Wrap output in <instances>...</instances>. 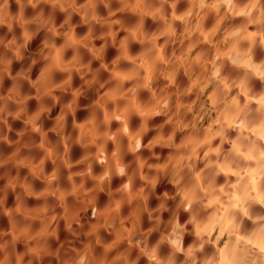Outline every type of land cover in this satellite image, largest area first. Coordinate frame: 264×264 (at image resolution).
I'll return each mask as SVG.
<instances>
[{
  "label": "clouds",
  "instance_id": "obj_1",
  "mask_svg": "<svg viewBox=\"0 0 264 264\" xmlns=\"http://www.w3.org/2000/svg\"><path fill=\"white\" fill-rule=\"evenodd\" d=\"M0 264H264V0H0Z\"/></svg>",
  "mask_w": 264,
  "mask_h": 264
}]
</instances>
